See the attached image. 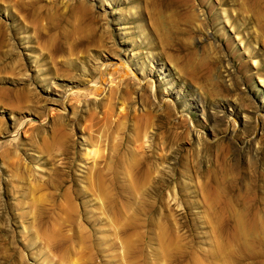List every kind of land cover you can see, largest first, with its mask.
<instances>
[{
    "label": "rangeland",
    "instance_id": "1",
    "mask_svg": "<svg viewBox=\"0 0 264 264\" xmlns=\"http://www.w3.org/2000/svg\"><path fill=\"white\" fill-rule=\"evenodd\" d=\"M263 17L0 0V264H264Z\"/></svg>",
    "mask_w": 264,
    "mask_h": 264
},
{
    "label": "bare ground",
    "instance_id": "2",
    "mask_svg": "<svg viewBox=\"0 0 264 264\" xmlns=\"http://www.w3.org/2000/svg\"><path fill=\"white\" fill-rule=\"evenodd\" d=\"M223 17H224V20L226 21V22H230L231 21V19H230V16H229V13H227V10L226 11H224L223 12ZM264 18V17H263ZM233 20V19H232ZM231 23V22H230ZM262 23H264V22H262ZM247 41V40H246ZM245 41V38L244 37H240V42L243 44V43H245L246 42ZM258 65H259V63H258ZM108 66V65H107ZM107 69H109L108 67L106 68V70L104 71V73L105 72H109ZM107 74L105 73V74H103V78L106 76ZM259 78H260V80H261V82H262V84H263V86H264V71L263 72H261V73H259Z\"/></svg>",
    "mask_w": 264,
    "mask_h": 264
}]
</instances>
